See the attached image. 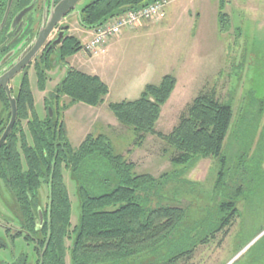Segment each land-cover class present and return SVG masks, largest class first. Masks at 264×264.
Returning a JSON list of instances; mask_svg holds the SVG:
<instances>
[{
  "label": "rangeland",
  "instance_id": "obj_1",
  "mask_svg": "<svg viewBox=\"0 0 264 264\" xmlns=\"http://www.w3.org/2000/svg\"><path fill=\"white\" fill-rule=\"evenodd\" d=\"M91 1L80 0L77 10ZM71 21V33L85 45L92 31L77 16ZM130 31L110 39L98 55L83 48L67 58V67L100 75L110 90L99 105L74 103L59 111L73 147L89 133L107 135L114 152L136 164L137 174L161 178L150 192L151 206L185 209L182 223L159 249L122 264H264V0H168L164 19L144 21ZM55 73L59 81L64 72ZM165 74H173L177 84L161 108L157 131L170 132L201 91H215L233 105L220 155L190 167L173 164V146L157 134L137 143L134 129L110 109L111 102L137 99L143 91L134 96L137 84L159 83ZM34 82L44 116V99L54 84L39 91ZM64 179L73 228L80 214L77 183L67 169ZM71 243L67 238V246ZM69 253L66 264H71ZM2 255L13 258L11 249L0 250Z\"/></svg>",
  "mask_w": 264,
  "mask_h": 264
},
{
  "label": "trees",
  "instance_id": "obj_2",
  "mask_svg": "<svg viewBox=\"0 0 264 264\" xmlns=\"http://www.w3.org/2000/svg\"><path fill=\"white\" fill-rule=\"evenodd\" d=\"M155 1L93 0L81 10V25L94 29L114 16ZM223 16L220 11V23ZM83 48L81 40L72 35L62 46L63 57L68 58ZM46 80L41 72V89L46 88ZM176 84L173 74H165L159 83L146 84L137 99L111 102L109 107L121 123L134 129L137 143H142L147 134H157L175 148L172 163L190 167L202 158L221 154L234 109L215 91H201L170 132L157 131L161 108ZM109 90L100 75L70 66L52 94L57 105L55 115L43 120L35 116L30 123L36 146H26L30 172L25 176L24 185L37 191L45 182L42 179L46 175L45 167L49 183L50 228H45L44 233L48 235L50 229V234L41 264H66L68 251L71 264H122L133 256L159 249L186 216L182 206L149 204L150 192L161 178L149 173L137 174L136 164L116 154L107 135L89 133L76 148L70 143L59 111H65L74 103L99 105ZM22 95L25 104L33 105V94L27 82ZM64 97L69 98L67 103L62 101ZM64 169L69 170L76 181L80 201L79 220L73 228L72 201ZM18 185V182L14 185L16 191ZM141 192L145 195L141 196ZM67 238L72 240L70 247L66 244ZM44 244L45 239L41 246Z\"/></svg>",
  "mask_w": 264,
  "mask_h": 264
},
{
  "label": "flooded vegetation",
  "instance_id": "obj_3",
  "mask_svg": "<svg viewBox=\"0 0 264 264\" xmlns=\"http://www.w3.org/2000/svg\"><path fill=\"white\" fill-rule=\"evenodd\" d=\"M60 1L0 0V250L11 249L13 254L11 260L2 255L0 264H41L49 244L50 229L48 235L44 233L45 228H50L47 168L42 177L45 182L37 191L28 185L25 187L24 179L30 172L26 146H36L30 123L35 116L43 120L55 115L57 105L52 94L69 68L62 46L74 35L71 33L72 17L77 16L81 24L75 9L62 15L55 12ZM56 70L64 72L59 81ZM41 72L47 79L45 89L39 87ZM32 81L39 91H46L49 83L54 84L44 99V116L36 105ZM26 82L33 94V105L25 104L22 95ZM44 153L47 155V151ZM51 165L54 169V160ZM17 182L16 191L14 185ZM22 244H31L30 250ZM19 245L21 249L17 253Z\"/></svg>",
  "mask_w": 264,
  "mask_h": 264
},
{
  "label": "built area",
  "instance_id": "obj_4",
  "mask_svg": "<svg viewBox=\"0 0 264 264\" xmlns=\"http://www.w3.org/2000/svg\"><path fill=\"white\" fill-rule=\"evenodd\" d=\"M168 0H157L144 7L129 10L92 29V38L84 45L87 52L98 55L105 50L106 43L125 30H132L147 20H162L166 17Z\"/></svg>",
  "mask_w": 264,
  "mask_h": 264
},
{
  "label": "water",
  "instance_id": "obj_5",
  "mask_svg": "<svg viewBox=\"0 0 264 264\" xmlns=\"http://www.w3.org/2000/svg\"><path fill=\"white\" fill-rule=\"evenodd\" d=\"M80 0H61L55 7V12L58 13V15H62L63 13H65L68 10H73L75 9L74 13H77L79 15V18H81V12L80 10H77V4L79 3ZM73 13V14H74ZM20 48V47H19ZM33 51L32 53L29 55L31 57V55H33ZM16 117V107L14 108V118ZM13 118V119H14Z\"/></svg>",
  "mask_w": 264,
  "mask_h": 264
},
{
  "label": "crops",
  "instance_id": "obj_6",
  "mask_svg": "<svg viewBox=\"0 0 264 264\" xmlns=\"http://www.w3.org/2000/svg\"><path fill=\"white\" fill-rule=\"evenodd\" d=\"M89 31H90V30H89ZM126 31H130V30H126ZM123 32H124V31H123ZM130 32H131V31H130ZM146 84H147V83H146ZM146 84H145V85H146ZM145 85L141 86L140 84H139V85L137 84V85H136V88H135V91H137V93L134 94V96L137 95V94H139V92H140L141 90H143V88H144ZM135 91H134V92H135ZM141 92H142V91H141ZM141 92H140V94H141Z\"/></svg>",
  "mask_w": 264,
  "mask_h": 264
}]
</instances>
